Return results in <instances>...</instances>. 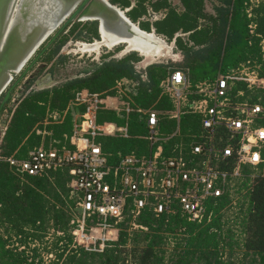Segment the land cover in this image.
Wrapping results in <instances>:
<instances>
[{
    "label": "trees",
    "instance_id": "obj_1",
    "mask_svg": "<svg viewBox=\"0 0 264 264\" xmlns=\"http://www.w3.org/2000/svg\"><path fill=\"white\" fill-rule=\"evenodd\" d=\"M108 2L121 10L129 9L126 17L133 24L138 23L140 30L150 33L153 29L156 36H162L168 43L174 42L183 61L170 67L150 65L139 71L137 65L141 58L136 53L120 59L103 56L101 62L93 63L91 70L84 72L83 77L37 91L30 89L31 83L21 92L20 100L13 108H8L11 98L0 112L1 116L6 110L8 116L1 145L2 157L24 159L30 150L38 148L42 136L37 131L44 130L47 113L67 111L62 122L49 120L51 124L45 125L46 131L57 140V147L65 144L64 135H71L74 116L85 110L70 107L75 93L81 90L113 96L116 81L126 80L132 85L127 90L131 108L167 111L171 105L161 96L159 84L170 70L186 71L191 83L196 84L214 80L249 62L259 66L258 75L264 78L261 48L264 0L253 10L254 17L247 14L250 0H218L219 5L213 7L214 15L205 12L204 0H177L181 10L169 0ZM148 7L155 13L163 12L164 17L152 22L140 21L147 17ZM87 24L93 26L88 31L98 40L97 22L84 25ZM251 25H254L252 33ZM81 34L82 31L78 32L75 39H80ZM65 40L55 39L43 54L42 62L52 66ZM53 67L49 73L53 72ZM237 90L245 92L242 100L264 106V90L248 91L243 83L236 84L233 92ZM189 120L197 123V119H184V124L194 128L187 123ZM96 121L118 127L127 122L129 138L108 136L97 140L108 163L116 162L117 154L126 155L135 148H145V142L136 138L145 134L143 116L132 113L126 120L124 114L100 110ZM260 125L264 127V120ZM182 133H186V126L182 127ZM48 139L44 137L45 145ZM246 171L250 173L249 168ZM258 171L251 185L247 179L239 188L242 192L235 194V209L226 193L206 201L211 216L208 222H190L179 213L155 217L144 211L137 219L138 229H130L129 219L124 220L119 224L117 241L108 243L101 253H91L76 246L70 234L71 222L78 212L70 195L67 171L55 172L45 178H21L7 163L0 162V264H41L40 260L36 262L35 251L33 256H28L24 249L32 241L42 242L50 229L55 237L53 253L57 264H264V163ZM230 209L236 211L228 216Z\"/></svg>",
    "mask_w": 264,
    "mask_h": 264
},
{
    "label": "built area",
    "instance_id": "obj_2",
    "mask_svg": "<svg viewBox=\"0 0 264 264\" xmlns=\"http://www.w3.org/2000/svg\"><path fill=\"white\" fill-rule=\"evenodd\" d=\"M249 28L252 33V26ZM249 65L241 66L239 76L230 71L196 84L191 83L186 71H168L159 84L161 96L171 105L167 111L130 108L127 90L131 83L116 81L114 96L122 99L123 108L114 112L144 117L145 134L137 138L147 145L146 153L131 152L119 156L115 164L108 163L97 140L129 138L127 122L119 128L113 123L98 124L97 113L107 109L101 108L107 96L81 90L71 105L85 110L77 116L71 135L64 136L68 146L57 147L50 141L46 148L30 150L24 159L2 157L3 126L0 162L7 163L21 178H45L67 171L78 212L70 234L74 244L87 252L101 253L110 243L108 235L117 234L119 224L126 219L130 229H138L137 219L144 211L155 217L179 213L190 222H208L211 216L206 201L228 193L234 207L240 186L247 179L250 186L264 163V127L260 125L264 106L242 100L243 90L233 92L237 83L245 84L248 91L264 90V78L254 69L249 71ZM188 117L197 119V123L187 122L196 131L182 124ZM50 118L57 122L62 116ZM167 122H173L169 132L163 129ZM183 126L186 133H182Z\"/></svg>",
    "mask_w": 264,
    "mask_h": 264
},
{
    "label": "rangeland",
    "instance_id": "obj_3",
    "mask_svg": "<svg viewBox=\"0 0 264 264\" xmlns=\"http://www.w3.org/2000/svg\"><path fill=\"white\" fill-rule=\"evenodd\" d=\"M169 1L170 3H172V5L174 4V7L181 10L176 0H169ZM262 1L263 0H250L247 6V14L250 17H254L253 10ZM215 5L216 6L219 5L218 0H204L205 12L207 14L214 15L215 11L213 7ZM55 10L56 8L52 6L49 0H37V1L36 0H17L16 4H14V10L12 12L10 23L12 24V26L17 24L16 27H17L18 38L16 40L18 41V43L21 46L22 45L27 46L26 49L28 50L31 49L33 43H35V39L36 38L38 39L41 33L46 30L45 26L49 24L50 19L52 17L51 13H53ZM84 24H86V22L78 23L74 21L70 23L68 26H66L62 31H60V28L63 25L62 23L52 32V34L48 35L49 36L48 39L36 51V53L31 58L30 62L36 58V56L43 50V48L48 44L51 38H53V36H55L57 32L60 31L56 39L59 41L61 40V38H66V40H65V43H63V45L61 46L58 55L52 61V66L54 65L53 72L49 73V70L52 67L51 65H46V63L42 62L43 54L48 50V48L52 45L51 44L45 50V52L41 55L38 61H36V63L33 64L31 70L27 73L26 77H24L19 82V84H17V86L14 88L12 92V99H14V97L17 95H21L22 85L25 82L27 76H29V74H32V72H34L36 68L41 64H44L45 67L42 69V71L38 73L37 77L38 78L41 77V78L38 79V81L36 80V82H38L37 84L39 83L45 84L46 81H44L45 79H43L42 77L45 78L46 75L49 78L58 81L59 84L60 83L62 84L69 79H73L76 77H83L84 72L91 70L92 68L91 66L93 63L101 62V57L103 56H110L107 59H120L125 55L136 53L137 56L141 58L140 63L137 65V70L139 71L140 70L143 71L145 68H147L150 65H163V66L170 67V66L181 63L184 59L181 52L174 48L173 43H168L165 40H163V38L161 37H159V39H162L163 41H165V44L168 45L169 48H171L170 49L172 53L171 57L167 55V52H164L163 56H157V57L150 56L151 58L150 59L149 56L144 57L142 54L138 52L132 51L131 49L128 50L129 48L127 47V45L123 43H118L117 45L112 46V47H106L104 45H101V46H98L97 49L93 51H84L83 50L84 45H93L100 41V39L95 40L94 38H92L91 34L88 31L91 28H93V26L90 24H87V25H84ZM251 26H252V30H254V27H253L254 25H251ZM26 27H27V32L23 34L24 36L22 39V33L20 29L26 28ZM80 31H82L81 38L75 39L76 34ZM252 69L257 71V69H259V66L249 65V71H251ZM234 71L237 74L236 76H239L240 74L243 73L242 67H240L238 70L235 69ZM142 76L144 77V74ZM18 77L14 78L11 84H13ZM32 81L33 82L31 84L30 89L35 90V87H37V85L35 84L34 79ZM11 84L9 85V87L11 86ZM51 86H48V87L51 88ZM0 101H1V98H0ZM9 107H12V101L8 104V108ZM6 120H8V116H7V112L6 113L4 112L3 116L1 117V121H4L5 123ZM182 124H184V121L182 122ZM172 127H173L172 123H167L165 124V127H163V129L164 131L169 132ZM235 207H236V204L234 206V209ZM235 211L236 210L230 209L227 215L231 216L232 212H235ZM108 237H109L110 243L116 242L118 238V233L117 234L111 233L108 235ZM54 238H55L54 233L50 229L42 242L32 241L31 243H29L28 247L24 249L25 253L28 256H33L34 251H35L36 256H37L36 262L40 260L41 264H57L55 261L54 253H53L56 250L54 249ZM235 257H239V256H235Z\"/></svg>",
    "mask_w": 264,
    "mask_h": 264
},
{
    "label": "water",
    "instance_id": "obj_4",
    "mask_svg": "<svg viewBox=\"0 0 264 264\" xmlns=\"http://www.w3.org/2000/svg\"><path fill=\"white\" fill-rule=\"evenodd\" d=\"M16 1L17 0H0V97L3 95L2 102L0 104V112L4 104H6L12 98V92L17 84H19V82L24 77H26L33 64L38 61L45 50L54 42L59 32L62 31L70 23L74 21L82 23L81 21L83 19L87 21L90 17H93L94 19L92 20V22H97L98 24L99 39H101V30L104 25L103 21L107 19L118 20L119 18L123 17L129 26H136V29L140 31L138 25L133 24L126 17V10L122 11L120 8L111 5L108 0H81L79 4L75 6L59 24L61 25L63 23L60 31L57 32V34L53 36V38H51V40L43 48V50L36 56L33 61L30 62L33 55L48 39L49 36H47L43 40V42H40L34 48V50L28 54L29 50L26 49L27 46H21L16 40L18 38L16 27L17 24L12 26V24L10 23L12 12L14 10V4H16ZM151 35H155L153 31H151ZM161 41L163 40L161 39ZM44 67V64L39 65L36 70L32 72V74H29V76H27L25 82L22 85V91H24L26 87L33 82V79L35 80V84L38 85V82H36V78H38V73ZM16 77H18L16 81L9 87V85ZM20 96L21 95H17L14 99L11 100L12 107H14L18 103V101L20 100ZM1 128L2 127H0V134Z\"/></svg>",
    "mask_w": 264,
    "mask_h": 264
},
{
    "label": "bare ground",
    "instance_id": "obj_5",
    "mask_svg": "<svg viewBox=\"0 0 264 264\" xmlns=\"http://www.w3.org/2000/svg\"><path fill=\"white\" fill-rule=\"evenodd\" d=\"M80 1L81 0H49V2L56 8V10L54 12L52 11L53 13H51L52 17L50 16V22L47 26H45L46 30L41 33L38 39H35V43H33L31 49H29L28 54L32 52L40 42H42L48 35L52 33V31L64 20L68 13L79 4ZM93 19V17H90L87 21L83 19L81 22H89ZM103 22L104 25L101 30L100 41L93 45H84V51H93L101 45L112 47L115 44L123 43L127 45V47L129 48L128 50L131 49L132 51L138 52L144 57L149 56L150 58V56H163L164 52H167V55H169L170 57L172 56L170 50L171 48H169L168 45L161 41V39H159L156 35L153 36L151 35V33H144L143 31L141 32V30L138 31L136 29V26H129L123 17L119 18L118 20L107 19ZM20 30L23 39V34L27 32V27L21 28Z\"/></svg>",
    "mask_w": 264,
    "mask_h": 264
},
{
    "label": "crops",
    "instance_id": "obj_6",
    "mask_svg": "<svg viewBox=\"0 0 264 264\" xmlns=\"http://www.w3.org/2000/svg\"><path fill=\"white\" fill-rule=\"evenodd\" d=\"M177 1V0H176ZM133 5H134V3H132L131 4V6L133 7ZM126 10V12H128L129 11V9H125ZM153 13V14H152ZM153 16H154V18H153ZM164 17V15H163V12H158V13H155V12H153L149 7H148V9H147V17H144L143 19H140V21H146V20H148V22H152V21H156V20H159V19H161V18H163ZM135 24H137L138 25V23H135ZM151 31H153L154 32V30L152 29ZM151 33V32H150ZM158 37H161V38H163L162 36H158ZM163 40H165L164 38H163ZM166 41V40H165ZM164 41V42H165ZM171 43H173V46H174V42H171ZM174 48H175V46H174ZM41 78V77H40ZM40 78H37V80L38 79H40ZM48 82V83H47ZM40 85V86H39ZM52 85V86H51ZM59 85H61V83L59 84L58 83V81H56V80H53V79H51V78H49L48 80H46V82H45V84H38L37 85V87H35V91H37V90H43V89H50L48 86H51V88L52 87H54V86H59ZM15 98V97H14ZM103 100V105L101 106V108H107L106 110H110V111H115V109L116 108H123V105H122V99H120L119 97H115L114 95L113 96H107V97H105V98H103L102 99ZM70 107L71 108H79V107H74V106H72L71 105V103H70ZM9 108H13V107H9ZM131 108V107H130ZM5 113L7 112L6 110L4 111ZM3 112V113H4ZM66 112L67 111H64L62 114H59V115H61L62 116V118H61V120H58V121H60V122H62L63 120H64V118H65V115H66ZM3 113H2V115L0 116V127H3V126H5L6 127V124H7V120H6V122L4 123V121H1V117L3 116ZM54 114H57V113H47V118H46V120H45V123H44V130L43 131H37V134L39 135H41L42 136V143L40 144V146H43L44 148H46L47 146H48V143L50 142V141H55V142H57V140H55V139H53V137H52V133L50 132V131H46V129H45V125H48V124H51L50 122H49V120H51V116L52 115H54ZM80 114H82V113H77L75 116H74V118H73V125H74V123L76 122V118H77V116L78 115H80ZM117 114V113H116ZM121 114H123V113H121ZM132 114V113H131ZM130 115V114H129ZM128 115V116H129ZM124 116H125V119H127L128 117H126V115L124 114ZM4 124V125H3ZM117 126V125H116ZM118 127V126H117ZM121 127V126H120ZM119 128V127H118ZM72 130H73V127H72ZM72 133V132H71ZM64 136H66V135H64ZM44 137H48L49 139H48V143L45 145L44 144ZM67 137V136H66ZM140 137V136H139ZM68 138V137H67ZM121 138V137H120ZM137 138V137H136ZM124 139H127V138H124ZM138 139V138H137ZM65 140V139H64ZM139 140V139H138ZM65 144H63V145H66V146H68V140H65ZM147 149V145L145 144V148H143V149H139V148H135V150H133L132 152H136L137 154H143V153H146V150ZM131 153V152H130ZM129 153V154H130ZM127 155V154H126ZM119 156H125V155H121V154H117L116 155V158H117V160H116V162L118 161V157ZM116 162H114L113 164H115Z\"/></svg>",
    "mask_w": 264,
    "mask_h": 264
},
{
    "label": "flooded vegetation",
    "instance_id": "obj_7",
    "mask_svg": "<svg viewBox=\"0 0 264 264\" xmlns=\"http://www.w3.org/2000/svg\"><path fill=\"white\" fill-rule=\"evenodd\" d=\"M91 22H92V21H91ZM115 45H117V44H115ZM115 45H114V46H115ZM42 78L45 79L44 81H46V80L49 79V77H48L47 75L45 76V78H44V77H42ZM42 84H44V83H42ZM39 86H40V85H39Z\"/></svg>",
    "mask_w": 264,
    "mask_h": 264
}]
</instances>
